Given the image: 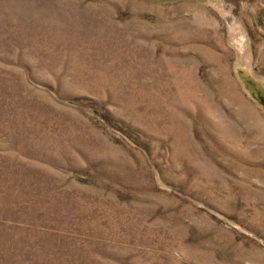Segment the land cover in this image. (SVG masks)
Instances as JSON below:
<instances>
[{
	"label": "rangeland",
	"instance_id": "1",
	"mask_svg": "<svg viewBox=\"0 0 264 264\" xmlns=\"http://www.w3.org/2000/svg\"><path fill=\"white\" fill-rule=\"evenodd\" d=\"M0 264H264V0H0Z\"/></svg>",
	"mask_w": 264,
	"mask_h": 264
}]
</instances>
